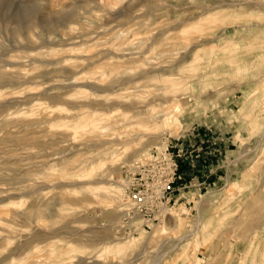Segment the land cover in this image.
<instances>
[{
	"label": "rangeland",
	"instance_id": "rangeland-1",
	"mask_svg": "<svg viewBox=\"0 0 264 264\" xmlns=\"http://www.w3.org/2000/svg\"><path fill=\"white\" fill-rule=\"evenodd\" d=\"M204 5L210 6L203 0H0V65H6L1 70L17 74V78H0V264H75L78 260L81 261L79 264H264V90L258 91L263 74L259 73L257 57L258 52H262L264 57V47L260 49L257 45L260 40L249 37L244 42H237L242 33L230 35L232 42L226 44L227 48L235 50L232 56L239 58V65L247 69V77L241 79L234 74L207 76L211 85L201 96V101L220 90L216 95L219 100L216 98L213 108L208 106L212 101H207L194 112L182 110L179 111L180 116L173 113L178 117L175 122L178 125L156 123V127L151 125L148 128L133 124L120 127L119 122L110 132L117 143L110 149L115 153L114 163L98 160L97 153L101 148L92 147L94 141L89 138L90 134L72 138L69 137L71 130L61 128V123L69 119L61 120L59 117L76 113L70 102L80 95L78 88L68 91L64 87L68 83L66 79L70 76L72 63H77L75 70L82 72L78 77L96 79L99 63L110 61L111 64L119 59L98 61L100 55L83 58L101 53L125 37L128 41L122 44L127 51L124 53L133 51L135 59L127 64L134 69L132 71L145 69L146 63H161L173 53L174 43H179L185 36L183 31L186 28L179 27L180 20ZM232 9V6H223L225 14L231 13ZM58 19V28L65 33L47 31ZM29 21L32 22V30L15 32L17 25H27ZM174 26L181 31L175 32ZM121 33L122 39H116V35ZM145 36L148 39L142 48L137 44ZM131 38L137 41L133 44ZM151 41L154 43L150 47ZM128 43L129 46L126 45ZM85 45H89V51L80 54L78 49ZM204 47L203 50L208 46ZM52 49H58L54 56L48 52ZM179 52L177 63L187 72L188 57L185 50ZM62 56L67 62L49 64ZM79 56L81 59L76 58ZM122 60L127 61V57ZM223 60L227 61V56ZM135 63L139 64L136 66ZM191 79V84H198L197 76ZM144 84L148 86H141ZM162 84L161 79H139L128 87L131 91L149 89L150 94H161L154 89ZM248 87L253 90L247 98L237 95V89ZM147 93L135 91L133 95L139 100H152V94L149 96ZM120 114L114 112L109 119L120 120ZM30 122L36 125L22 126ZM53 125L59 129L55 130ZM166 140L173 141V145H182V152L188 159L181 163L180 169L185 171V176L177 184V200L169 215L159 222L165 229L153 235L154 241L148 245L145 238L159 223L151 229L139 228L131 235L117 233L122 217V186L134 161L147 155L150 149L164 146ZM135 141L146 146L131 155L129 150ZM57 149L64 152L55 156ZM172 150L176 151L175 148ZM91 162L93 165L101 162L97 169L99 173L109 168L102 185L111 183L109 179L119 183L116 187L119 191L121 189V194L118 192L115 210L112 209L115 211L114 220L106 219L108 210L102 200L99 204H90L91 198L84 190H76L77 186L69 188L72 190L66 193L67 204H54L62 190L56 184L75 181L77 170ZM46 171L49 175L44 178L42 174ZM102 231H105L104 236ZM192 232L190 237L176 245L160 247L163 241L177 240ZM130 238L138 239L129 244V250L123 256L117 255L112 246L106 244L111 241L124 243ZM151 244L154 246L149 249ZM143 248H147V253ZM51 250L56 253L54 256ZM150 250L156 252L148 253ZM133 258L138 259L133 261ZM127 261L132 262L125 263Z\"/></svg>",
	"mask_w": 264,
	"mask_h": 264
},
{
	"label": "bare ground",
	"instance_id": "bare-ground-1",
	"mask_svg": "<svg viewBox=\"0 0 264 264\" xmlns=\"http://www.w3.org/2000/svg\"><path fill=\"white\" fill-rule=\"evenodd\" d=\"M230 1L203 0V2L205 4H209L210 6L209 7L205 6V5L201 6V7L197 6L198 8L196 10L190 12V15L187 18H183L182 20H180L179 27L180 28L182 27L183 29L186 28L183 31L185 33L186 37L184 36L182 38V40L179 41V43H174L173 49H172L173 53H171V55L168 56L167 60H164L161 63H157V64L156 63L155 64L146 63V68L144 66L145 69H142L139 71H132L133 68L131 69V67H129V66L127 67V64L130 63L132 60L135 61L134 56H132L133 51H132V53H124L126 51V49H123L122 44L125 43L124 42L125 40L126 41H128V40L125 39L126 37L124 39H122V36H123L122 33L119 35H116V39H119V40L122 39L119 44L115 45L112 42L113 45L110 46L105 51H103V52L101 51V53L99 51V53L92 54V55H90V57L88 56L89 58H83L86 60V59H91L93 57H98L100 55V57L97 59L98 61L101 59H111V60H113L112 58L119 59L115 63L111 62V64L109 63L110 61L107 63L105 62L104 64L99 63L100 65L98 64V66H97L98 71L96 72L99 75H98V77H96V79H92L89 77H84V78L78 77V74H82V72L80 70L79 71L75 70L78 67L77 63H72L70 76L68 77V79H66L68 83L66 85L63 83L62 84L65 85L64 87L66 89H68V91H70L71 89H74V88L75 89L78 88L76 90H77V93L80 95L77 97V99L72 100L70 102V104H71L70 106H72V109H76L75 110L76 113L73 115H70V116L67 115L65 117L64 116L59 117V119H61V120H64L67 118L69 119L68 121H64L61 123V128L63 127L65 129H67L68 131L71 130V134H69V137H72V138H75L78 135L90 134L89 138L94 141V144L93 143L91 144L92 147L94 145L97 148H101V150L98 151V153H97V156L100 158L98 160H103V163H106V162L114 163L115 162V159H114L115 153L110 152V149L113 146H115L117 143L115 142L116 138L112 136L114 134H112L110 132L114 130V128L117 126V124L119 122L121 123L120 127H125L127 125L133 124V125H138L140 127H145V128H148L151 125L156 127L155 126L156 123H160V124L174 123V124H177V123H175L178 119L177 116L181 115V113L179 111L184 110V112H186V111L187 112H194L197 109H201L202 106H204V104L207 103V101H212V102H210L209 105L208 104L207 105L210 106V109L213 108V102L216 101V98H217L216 95H219L218 93L220 90L218 91L216 89H213V90H216V94L214 93L215 95H212V96L209 95V97H207L206 99L204 98V100L201 101L202 100L201 96L206 93L208 86L211 85L207 80V76H209V75H216V76L220 75L222 77H225V75L231 76L234 74V76L237 75L241 79H246V77H247L246 76L247 69L245 67L239 65L240 64L239 58L232 56V52H234L235 50L232 48H227L228 46L226 44H231L230 42H232L230 35H232V33L234 35H237L238 33H242V36L237 37V39H236L237 42L238 41L244 42L249 37H254V39L260 40V41H257V45L260 47V49L264 47V0H236V2H232V0H230ZM225 5L233 7L231 13H227V14L224 13L223 6H225ZM159 8H161V7H159ZM181 8H183V7H181ZM152 9H153V7H152ZM150 15H152V14H150ZM157 17H158V15H157ZM59 21H60V19L53 22V24L51 25V27L49 29H47V31L51 30L54 32H60L61 34L65 33L64 30L58 28L60 26L58 24ZM205 25H207V26L203 27ZM31 26H32V22H30L27 25H17V27H15L14 30L16 33L17 32L18 33L26 32V31L28 32L31 29ZM179 27H178V29H179ZM178 29L175 26L173 28L174 31L176 30L175 32H177ZM167 30H169V29H167ZM151 35H150V37H151ZM147 39H148L147 37L141 38L138 41L137 45L143 48L144 44H145V40H147ZM68 40H72V38H69ZM130 40L132 41V38ZM27 41H29V40H27ZM131 41H129V42H131ZM133 41L136 42L137 40L134 39ZM133 41H132V43L134 44ZM115 42H119V41H115ZM183 42H186V43L182 44ZM153 43L154 42L150 43V47ZM89 45H90V43H89ZM89 45L88 46L85 45L84 47L78 49V50H80V54L84 53V52H88L90 49ZM126 45L129 46V43ZM137 45H136V48H138ZM206 45L208 46L207 49L203 50L202 48L204 46H205L204 48H206ZM105 47H106V45H105ZM91 48H92V45H91ZM101 48H100V50H101ZM152 49H155V48H152ZM182 49L185 50V54L188 57L187 58V72H184L183 69L181 68L180 64L178 65V63H177L178 62L177 57L179 54H181L179 51ZM94 50H96V49H94ZM186 50H187V52H186ZM57 51H58V49H55V50L52 49L51 51H48V52H49L50 56H54L57 54ZM61 51L65 52L66 50H61ZM182 55H181V57H183ZM224 56H227V59H228L227 61L223 60ZM123 57H127V61H123L125 58L122 61H120V59ZM257 57L259 60V68H260L259 73L263 74L262 75L263 78L261 77L262 79H261V83H260L261 88L258 89V91L259 90L263 91L264 90V69L261 68L262 66H264L263 53L258 52ZM76 58L81 59L80 56L76 57ZM114 61H115V59L113 60V62ZM65 62H67V61L62 56V57L56 59L55 61L54 60L50 61L49 64H53V63L54 64H60V63H65ZM165 63L167 65H165ZM137 64H139V63H137ZM137 64H136V66H137ZM105 65H107L108 67L110 66L109 69H106L107 66H105ZM4 66H6V65H3L0 67V78L4 77V76L10 77L11 79L14 77L17 78L16 77L17 74H12L10 72L1 70ZM140 66H141V64H140ZM57 72H59V71H57ZM194 76H197V79H198L197 85L190 83V82H192L191 78H194ZM79 79H82L83 82H78ZM139 79H147L148 81L161 79L163 82L162 86L154 89L155 91H159L161 94H152V92H151V94H152L151 95L149 93V91H150L149 89L148 90H145V89L133 90V91L129 90L128 86L136 84L137 82H139ZM97 82H99V83H97ZM21 83H22V81H21ZM141 86H145V84L141 85ZM147 86L148 85H146L145 87H147ZM244 86H246V84ZM58 88H60V87H58ZM250 88L251 87L244 88V89H237L236 93H237V95L242 94L243 98L245 99V98H247V95H250L252 90H253V89L251 90ZM194 90L197 91V94L194 93ZM60 91L61 90H59V92ZM135 91H142V92L147 91L148 92L147 94L149 96L151 95V97H153V99L150 101H145V99L139 100V99L135 98L136 95L135 96L133 95V92H135ZM229 91H228V93H229ZM226 95H228V94L226 93ZM101 98H103V99H101ZM145 98H147V97H145ZM55 99H56V97H55ZM220 99H222V98H220ZM217 100H219V99L217 98ZM2 105H4V104H2ZM163 105H165V106H163ZM67 108H70V107H67ZM67 108L65 111H68ZM0 109H2V108H0ZM69 110H71V109H69ZM44 112H42V113H44ZM50 112L51 111H49V113ZM111 112H113V113L114 112H120L121 113L120 114L121 119L120 120L109 119V117H111L110 115L113 114ZM45 113L42 115H45ZM52 113H53V111H52ZM173 113L179 114V115L174 117ZM41 114H39V115L41 116ZM52 115H55V114H52ZM56 115H57V113H56ZM59 115H61V114H59ZM141 118H143L144 120L141 121L142 120ZM36 119H38V117H36ZM49 119H51V117ZM55 119H53V120H55ZM42 120L43 119H41L40 121H42ZM125 120H126V122L124 123ZM57 121H58V119H57ZM17 123H18V121H17ZM48 123H49V121H48ZM31 125L34 126V125H36V123L30 122V123L24 124L22 126H24V128L25 127L28 128ZM56 126H58V125H56ZM53 127H54V125H53ZM18 128H20V127H18ZM54 128H55V130L59 129V127L58 128L54 127ZM31 133L33 135V132H31ZM42 133H45V131H42ZM37 134H39V133H37ZM37 134H34V135H37ZM55 136H56V134H55ZM61 136L63 137V135H61ZM40 137H43V136H40ZM69 137H67V138L70 139ZM83 137H85V136H83ZM86 137H88V136L86 135ZM82 138H80V139H82ZM68 139H67V141H68ZM54 141L55 140H53V143H55ZM61 141H60V144L63 143ZM56 142H59V140L57 139ZM149 142H150V140H149ZM149 142H148V144H149ZM49 143H50V141H49ZM53 143H51V144H53ZM34 146H35V144H34ZM143 146L145 147L146 145L143 144ZM143 146H142L141 141H139V142L135 141L134 145L129 150L130 154L135 155L138 151L143 149ZM253 149H254V147H253ZM63 152H64V150L57 149L53 155L56 156V155L61 154ZM143 155H144V153H143ZM100 165H101V162H99L96 165H93V162L87 163L86 165L82 166L79 170H77L78 172L76 173L75 176L73 175L75 177V181L71 180L72 182L70 181L67 184H66V182L56 184V187H58L62 190L60 192L59 197H57L56 200L54 201V204L55 205L64 204V203L67 204L68 202L66 201V196H65L66 193L72 190L69 188L77 186V187H75V188H77L76 190H78V191L80 190L79 192L84 190V192L91 198V201L89 202L90 204L93 202H95L96 204H99V200H102L103 205L107 206L106 210H108V212L106 214V219H108L110 221L114 220L113 217L115 215V211H113L112 209L114 208V204H115L118 192H120V194H121V189L119 191V189L116 187L117 185H119V183L117 180H114V179H109L108 182L110 181L111 183H109L106 186L101 184V182H103V180L107 179L110 171H109V168H106V171L103 170L100 173L97 172V169L100 167ZM53 167H54V165H53ZM130 168H132V165L130 166ZM15 173H16V171H15ZM48 175H49L48 171H46L45 173L42 174V176L44 178H47ZM12 181H14V180H12ZM23 181H24V178H23ZM14 183H10V185H15L16 183L15 184ZM113 184H116V185H113ZM16 185H18V183ZM84 185H86V186L84 187ZM0 192H2L1 188H0ZM3 192H4V190H3ZM71 194H73V193H71ZM87 195H85V196H87ZM119 197H120V195H119ZM78 200H76V201H78ZM85 201H86V199H85ZM78 204H80V203H78ZM69 206H72V205L70 204ZM116 207H117V205H116ZM114 210H115V208H114ZM8 214H10V213H8ZM256 223H257V221H256ZM133 224H134V222H133ZM164 229H165V227H164L162 222L159 223V225L154 226L152 231H151V234L149 236L147 235L148 237L145 238V242H147V244L149 245L152 241H154L155 237L153 235L161 233ZM193 232L189 233V234L188 233L183 234V236H181L177 240L171 239L169 242H166V241H163L162 243L159 242L161 244V245L160 244L159 245H160V247H164L167 244L171 246L173 243H174L173 245H176L178 241L190 237L193 234ZM104 234H105V231H102L103 236H104ZM11 235H12V233H11ZM137 239L138 238H136V239L130 238V240L125 241L124 243H113L111 241V242H108L106 244H108L109 246H112L111 247L112 250L117 255L123 256V255H126L125 253H127V251L129 250V244L131 242L135 243ZM117 242H119V241H117ZM185 242H187V241H185ZM151 246H152V244H151ZM153 246L149 247V249L153 248ZM179 246H180V244H179ZM146 249L143 248L144 253H147ZM151 252H154V250L148 251V253H151ZM51 254L54 256L56 253H54V251L51 250ZM141 254L142 253H140V255ZM59 258H60V256H59ZM61 259H62V257H61ZM137 259L138 258H136V259L133 258V261H135ZM113 260L115 261V259H113ZM154 260H156V259H154ZM71 261H73V260H71ZM150 261H151V259H150ZM80 262L81 261L78 260L75 264H79ZM131 262L132 261H127L125 263H131ZM152 263H155V261H153ZM71 264H72V262H71Z\"/></svg>",
	"mask_w": 264,
	"mask_h": 264
},
{
	"label": "built area",
	"instance_id": "built-area-1",
	"mask_svg": "<svg viewBox=\"0 0 264 264\" xmlns=\"http://www.w3.org/2000/svg\"><path fill=\"white\" fill-rule=\"evenodd\" d=\"M172 142L166 140L164 146L150 149L126 172L122 186L121 225L117 233L131 235L139 228L151 229L169 215L177 200V184L185 176V171L180 169L181 163L188 159L182 152V145ZM134 221L136 226L132 225Z\"/></svg>",
	"mask_w": 264,
	"mask_h": 264
}]
</instances>
